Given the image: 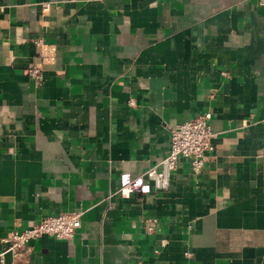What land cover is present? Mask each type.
I'll use <instances>...</instances> for the list:
<instances>
[{
	"label": "crops",
	"instance_id": "1",
	"mask_svg": "<svg viewBox=\"0 0 264 264\" xmlns=\"http://www.w3.org/2000/svg\"><path fill=\"white\" fill-rule=\"evenodd\" d=\"M206 112L199 174L127 187ZM0 264H264V0H0Z\"/></svg>",
	"mask_w": 264,
	"mask_h": 264
},
{
	"label": "built area",
	"instance_id": "2",
	"mask_svg": "<svg viewBox=\"0 0 264 264\" xmlns=\"http://www.w3.org/2000/svg\"><path fill=\"white\" fill-rule=\"evenodd\" d=\"M37 81L43 78V71L39 65H33L30 71ZM212 113L206 112L201 116L179 124L172 128L171 149L159 165L151 167L143 177L129 180L127 187L138 191L148 192L151 182L156 189L166 191L170 188L172 172L177 168L178 161L186 158L196 174H199L213 150L216 137L211 128ZM82 225V213L71 211L51 215L40 222L30 225L23 230H13L2 239L3 251L1 255L12 252L19 254L28 244L42 236H50L57 240H72ZM190 253H188L189 255Z\"/></svg>",
	"mask_w": 264,
	"mask_h": 264
}]
</instances>
